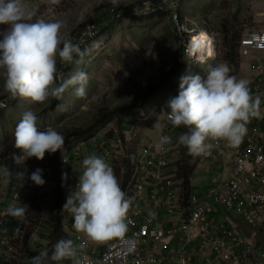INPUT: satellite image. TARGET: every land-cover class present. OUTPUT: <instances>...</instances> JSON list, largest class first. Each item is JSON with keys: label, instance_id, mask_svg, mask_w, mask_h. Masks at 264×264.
<instances>
[{"label": "built area", "instance_id": "1", "mask_svg": "<svg viewBox=\"0 0 264 264\" xmlns=\"http://www.w3.org/2000/svg\"><path fill=\"white\" fill-rule=\"evenodd\" d=\"M186 1L148 0L134 6L131 17H169L182 34L184 58L190 63L208 65L217 60L222 44L207 26L195 23L183 12ZM79 32V39H86L82 47L87 39L100 34L93 24ZM238 51L239 75L235 76L247 79L251 95L261 99L260 116L248 123L242 143L232 147L224 140H208L218 147L210 155H201V160L196 159L190 186L177 139L165 134L172 138V143L164 146L166 150L156 147L160 138L141 143L136 168L125 191L133 198L125 237L96 243L75 228L67 229L74 244H87L78 256L80 264H264V28H247L239 39ZM8 105L6 100H0L1 109ZM140 115L141 120L147 119L144 111ZM115 132L112 137L99 132V138L94 136L91 143L80 144L83 160L95 155L110 165L121 155L125 161L127 141L132 135H125L124 139L116 129ZM69 146L62 155V162L67 165L74 156ZM17 167L16 172L26 170L29 174L22 163ZM197 167H203L210 179L202 195L194 185ZM4 168L9 169L1 167L0 171ZM79 177L74 182V192ZM24 186L15 178L7 184L0 179V264H31V258L48 250L52 242L50 214L42 218L46 222H41L30 238L25 232L31 220L26 215L20 219L6 214L10 204L24 203ZM50 187L53 192L54 185ZM129 241L135 243L133 252L128 251ZM55 264L73 261L66 258Z\"/></svg>", "mask_w": 264, "mask_h": 264}, {"label": "rangeland", "instance_id": "2", "mask_svg": "<svg viewBox=\"0 0 264 264\" xmlns=\"http://www.w3.org/2000/svg\"><path fill=\"white\" fill-rule=\"evenodd\" d=\"M145 1L148 0H119L118 5L123 6L127 12L120 16L116 15L118 21L112 24L111 28L108 26L106 16L98 22L99 24H96L100 33L99 37L93 38L89 45L86 44L82 60L76 56V59L73 60V71L68 74L62 71L66 64L73 61L65 62L59 57L57 58L55 86H59L73 74L83 71L88 75L84 97H77L75 88L69 87L63 93L56 107L51 105L53 97H49L43 103L17 97V103L13 104V99L10 100L12 96H7L8 92L4 88V77L0 76V98L10 102L7 108H0V154L7 153L15 145L16 126L22 119V115L31 110L38 117V129L44 131L48 127H52L64 136L65 142L73 148L74 153L76 149H79L80 144L91 143L93 136L99 138L97 135L99 132L112 137L117 133L116 129L124 139L125 135L129 133L128 136L132 135V139L127 141L128 154L131 156L134 172L142 147L141 143L147 140L156 141L160 138L164 129L160 131L159 123H163V128L165 124H171L166 118V113L169 111L167 102L171 97L178 95L173 87L179 88L180 77L189 73L205 77L209 66L215 67L221 63H227L230 66L227 58L229 48L225 43L227 35L230 33L232 40L239 44V39L247 28H264V2L262 1L187 0L183 12L195 23L201 21L203 26H207L214 33L218 42L222 44L220 54L216 61L208 65L191 64L181 59L183 62L182 72L170 74L166 79L165 86H162L161 80L166 71L173 67L179 58L183 43L182 34L176 24L167 16H158L156 19H132L133 9L130 10L129 7ZM25 4L29 7L38 6L37 17L33 18V22L36 18H42L49 22L61 21L64 25L61 29L62 37L71 40L74 44L77 42L82 49L84 47L81 44L86 39L84 41L79 39L82 34L78 33L80 25L101 18L103 6L113 3L112 0H59V3L53 4L49 0H36L34 3L25 2ZM8 27L9 25L0 24V33H3L2 31ZM106 31L107 33L104 34ZM2 39L3 36L0 35V40ZM236 74L239 75L233 70L230 72V75L235 76ZM146 95L148 97L143 101L142 98ZM117 108L123 110L125 118L123 127L125 129L128 127L125 132L121 131L116 120L109 119L111 121H108L107 124L101 121L107 113L112 114ZM141 110L145 112L147 119L141 120ZM98 124L100 125L98 126ZM95 125L98 126L97 130L90 136V133L87 134V132ZM179 130L180 134L187 131L183 126H180ZM77 133L80 136H74ZM83 135L86 136L82 137ZM175 143L180 147L181 144L178 143V140ZM181 148L182 152L188 156L187 148L182 145ZM17 155H20V151ZM58 156H60V151L46 152L43 160L31 157L24 163L21 161L24 167L29 170L27 176L40 168L43 170L42 178L45 180L43 186H37L27 179V176L25 179L23 204L29 206L25 215L31 220V224L27 226L25 232L27 238L35 235L41 222L44 225L43 223L46 221L43 222L42 218H46V214L51 215L50 209L54 195L52 196V191L48 188H51L49 186H52L51 182L54 181L51 176L55 173L58 174L54 171L58 166L56 162ZM198 157L201 160V155ZM80 161L75 158L73 164L69 165L71 171L74 170L77 173L76 170H80ZM123 161L124 158L119 155V158L111 163L116 177H118L117 173L122 171L121 163ZM202 168L198 169L197 167L196 174H194V185L200 195L208 188L207 173ZM124 172L125 169L122 173L124 174ZM198 174L205 175V178ZM0 179L3 180V177L1 176ZM48 183H50L49 186Z\"/></svg>", "mask_w": 264, "mask_h": 264}, {"label": "clouds", "instance_id": "3", "mask_svg": "<svg viewBox=\"0 0 264 264\" xmlns=\"http://www.w3.org/2000/svg\"><path fill=\"white\" fill-rule=\"evenodd\" d=\"M49 2L57 4L59 0ZM118 2L112 0L113 4ZM37 13L38 6L29 7L24 0H0V24L9 25L0 33L3 36L0 40V76L4 77L5 90L12 97H23L36 103H43L49 97L59 100L69 87L75 88L77 97H84L88 75L83 71L73 74L59 86L55 85L57 58L72 62L77 56L82 60L85 52L78 44L62 37L64 25L61 21L49 22L36 18L33 22ZM182 48V59L188 61L184 58V43ZM231 71L227 63H221L215 67L209 66L205 77L192 73L183 75L180 77L178 95L167 102L169 122L187 129L179 136L178 143L185 146L192 156L210 155L211 150L218 147V144L206 143L208 140H224L232 147L239 146L247 134L248 123L260 116V97L251 95L247 79H237L230 75ZM37 120V115L28 110L16 126L15 147L20 150V155H13L16 164L24 163L31 157L43 160L46 152L60 151L63 155L64 136L52 127L39 130ZM124 129L121 131L125 132ZM171 143L172 138L164 135L156 147L166 150L164 146ZM82 165L84 170L79 177L77 190L74 192L73 189L68 196L63 210L72 214L76 231L92 242L104 243L114 238H124L128 231L127 213L133 198L122 190L113 168L104 159L89 156ZM42 171L37 168L27 179L37 186H43L45 180ZM26 175V170L13 173L4 168L0 171L5 184L15 178L23 186ZM62 179H67L66 173ZM28 208L27 204H10L5 212L22 219ZM149 215L154 213L149 212ZM86 246V242L76 245L71 239L61 238L52 246L51 254L43 250L31 258V264H54L66 258L71 259L73 264H80L78 256ZM134 250L135 243L129 241L128 251Z\"/></svg>", "mask_w": 264, "mask_h": 264}, {"label": "trees", "instance_id": "4", "mask_svg": "<svg viewBox=\"0 0 264 264\" xmlns=\"http://www.w3.org/2000/svg\"><path fill=\"white\" fill-rule=\"evenodd\" d=\"M133 7H129V9L131 10ZM103 8H104V10L102 11L103 14L101 15V18H97V20H90V21L83 23L78 28V33H79V31L86 28L87 25H89V24H93V25L99 24L98 22L103 20L104 16L107 17L106 20H108L107 21L109 23L108 26L111 28L112 24H114L116 21H118L116 15L120 16V14L127 12V11H125V8H123V6L118 5V4H115V5L106 4L103 6ZM159 17H166V16L161 14V15H159ZM133 18H136V17H132V19ZM156 18L157 17H149L148 19H156ZM106 33H107V31L104 34H106ZM101 35H102V33H101ZM225 41H226L225 42L226 46L229 48V50L227 52V58L229 60L230 67L236 73V72H238V68H239L238 44H236V41L232 40L230 33L227 35ZM86 43L89 45L91 43V38L87 39ZM75 44H76V42H75ZM83 47L84 48L81 49L82 52L85 51L86 46H83ZM182 58H183V48L181 47L180 55H179V58L177 59L176 64L166 71L165 75L163 76V78L161 80L162 86H165L166 79L170 74L182 72V70H183V62L181 60ZM74 59H76V56H74L73 60ZM73 69H74V61L70 64H66L65 67L62 68V71H64L65 74H68L69 72L73 71ZM173 88H174V91L178 92L179 88H177V87H173ZM147 97H148V95H146L144 98H142V100L144 101L145 99H147ZM12 99H13V104L17 103V101H18L17 97L10 98V100H12ZM59 100L54 98L51 105L53 107H56ZM122 111L123 110H120L117 108L116 110L113 111L112 114L110 112L107 113L106 116L101 121H103V123L107 124L108 121H111L109 119L116 120L118 122L119 126L121 128H123V125L125 123V118H124V114L122 113ZM99 125L100 124H98V126ZM98 126L95 125L94 127L89 128L87 134L90 133V136L92 134H94L96 132ZM76 135L80 136L79 133L75 134L74 136H76ZM86 135H83L82 137H85ZM93 137L91 139H93ZM68 145L69 144H67V142H65L63 149L66 148ZM63 149H62V152H63ZM18 151H20V150L17 149L14 145V146H12V148L7 153L0 154V166L2 165V167H9V169L13 173H15L18 170V167H17L18 164H16L14 162L13 155L14 154L17 155ZM130 157L131 156L128 155L126 160L121 163L122 171H123V169H125L124 174L122 173V171L117 173V175L119 177L118 181H119L120 186L124 192L126 191V186L130 183V181L132 180L133 174H134L133 163H132ZM196 159H197L196 156H192V155L188 154V156L186 157L185 163L183 164L184 175L186 176L187 185H189V186H190V182H188V181H189L191 175L195 171L194 170L195 169L194 163H196V161H197ZM56 162H57L58 166H57V169L54 171H56L58 174L55 173V175L53 174L51 176L54 178V189L52 192V194L54 195V201L52 204V208H51L52 212H51V216H50L51 227H52V240H51L52 242H51V245L48 249L49 254H51L52 246L58 240H60L61 238L69 239V235L66 232L65 225H66V222L69 219L71 213L63 210V206L66 203L68 196L73 193L74 182L76 180L74 170L71 171V168L69 166L70 164L69 165L63 164L61 152H60V156L57 157ZM65 173L67 174L66 180L62 179L63 174H65ZM55 263L56 262H54V264Z\"/></svg>", "mask_w": 264, "mask_h": 264}, {"label": "crops", "instance_id": "5", "mask_svg": "<svg viewBox=\"0 0 264 264\" xmlns=\"http://www.w3.org/2000/svg\"><path fill=\"white\" fill-rule=\"evenodd\" d=\"M25 3V2H24ZM185 8H183V10H184ZM6 30V28L2 31V32H4ZM9 95V97H11V95H10V93H8L7 94V96ZM166 125V126H165ZM164 125V128H163V123H159V128H160V131L162 130V129H164L163 131V133H161V136L162 135H165V134H170L171 135V137H174V139H177L178 140V138H179V136L181 135L180 134V127H177V126H175V125H173L172 123L170 124V125H167V124H165ZM128 128V127H127ZM127 128L125 129V130H127ZM122 129V128H121ZM128 135H129V133H127ZM160 136V137H161ZM127 149H129V146H127ZM139 156V155H138ZM182 157H184V159H182L181 160V163L182 164H184L185 163V157H187L186 156V154H185V152H182ZM75 158H77L78 160H81L80 161V165H81V168H80V170L78 171V170H76L77 171V173L74 171V174H75V176L76 177H78V176H80L81 174H82V172H83V165H82V162H83V158H82V148H79L78 150H76L75 151V153H74V156H73V161H72V163L71 164H73V162H74V160H75ZM110 166H111V164H110ZM50 172V171H49ZM200 174H202V173H200ZM205 176V175H204ZM203 176V177H204ZM210 179H207V185L208 184H210V181H209ZM52 184V187H53V185H54V182H52L51 183ZM50 187V186H49ZM49 190H51L52 191V188H48ZM73 222H74V219H73V216H72V214L70 215V217H69V219L67 220V222H66V225H65V227H66V230L67 229H69V228H74L73 227ZM37 234V233H36ZM39 235V234H38ZM165 264H168L167 262H165Z\"/></svg>", "mask_w": 264, "mask_h": 264}]
</instances>
